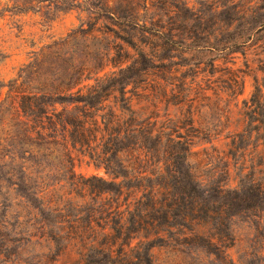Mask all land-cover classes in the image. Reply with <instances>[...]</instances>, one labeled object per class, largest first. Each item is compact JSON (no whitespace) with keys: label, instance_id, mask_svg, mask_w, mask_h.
I'll return each instance as SVG.
<instances>
[{"label":"rangeland","instance_id":"1","mask_svg":"<svg viewBox=\"0 0 264 264\" xmlns=\"http://www.w3.org/2000/svg\"><path fill=\"white\" fill-rule=\"evenodd\" d=\"M263 75L264 0H0V105L10 86L60 100L102 77L92 102L127 101L139 114L179 119L178 132L192 138L189 159L209 183L239 181L227 141L243 129V100ZM256 142L264 153L256 137L245 144ZM218 153L229 162L227 177ZM74 162L77 173L107 177L83 156ZM251 178L264 183L263 166ZM252 198L237 207L264 208L263 198ZM255 210L239 211L219 234L201 220L163 238L127 224L108 257L80 241L51 239L52 218L45 236L33 235L28 206L17 207L1 188L0 264H264V211Z\"/></svg>","mask_w":264,"mask_h":264},{"label":"trees","instance_id":"2","mask_svg":"<svg viewBox=\"0 0 264 264\" xmlns=\"http://www.w3.org/2000/svg\"><path fill=\"white\" fill-rule=\"evenodd\" d=\"M100 80L86 92L58 94L60 100L10 86L8 103L0 105V190L17 207L28 206L33 235L45 236L46 221L52 218L56 230L49 233L51 239L80 241L110 257L109 247L127 224L163 238L173 227L192 230V221L201 220L219 234L229 231V219L239 211H264L259 204L237 207L239 200L255 195L264 200V183L251 178L258 167L264 168V153L257 142L251 149L250 142L245 144L256 137L264 145V75L254 77V89L243 100V129L227 141L226 154L235 159L239 176L235 185L209 183L207 174L196 172L198 163L189 159L192 138L178 132L183 127L179 119L139 114L127 101L116 108L101 99L92 102L99 96ZM246 152L260 162L249 160ZM80 156L103 168L107 177L77 173L74 160ZM221 156L227 177L229 162ZM14 212L17 220L24 215L17 208Z\"/></svg>","mask_w":264,"mask_h":264}]
</instances>
